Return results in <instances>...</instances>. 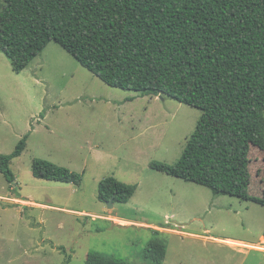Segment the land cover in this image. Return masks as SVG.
Segmentation results:
<instances>
[{
	"label": "rangeland",
	"instance_id": "rangeland-1",
	"mask_svg": "<svg viewBox=\"0 0 264 264\" xmlns=\"http://www.w3.org/2000/svg\"><path fill=\"white\" fill-rule=\"evenodd\" d=\"M26 72L33 81L16 74L0 52V154L12 152L27 135L24 151L9 165L17 184L0 172V264H86L92 251L156 264L145 254L149 242L163 245L161 264H264L263 205L217 195L149 166L176 165L228 185L232 179L217 158L225 147L235 152L230 169L249 182L239 183L241 189L259 196L264 153L256 146L197 107L105 84L55 41ZM34 158L81 174L80 183L33 176ZM108 176L136 186L128 201L108 207L99 200L98 183ZM81 210L103 217L92 219ZM153 224L178 232L156 231ZM218 238L259 246L235 249Z\"/></svg>",
	"mask_w": 264,
	"mask_h": 264
},
{
	"label": "trees",
	"instance_id": "trees-1",
	"mask_svg": "<svg viewBox=\"0 0 264 264\" xmlns=\"http://www.w3.org/2000/svg\"><path fill=\"white\" fill-rule=\"evenodd\" d=\"M50 41L105 84L197 107L264 153V0H1L0 52L15 73ZM26 138L0 154V172L9 183L15 181L10 162L22 153ZM224 148L217 158L232 179L228 185L176 165L151 161L149 166L217 195L264 206V179L259 196L244 192L239 183L249 182L230 169L235 152ZM31 172L62 183L81 181V174L44 158L32 160ZM135 188L108 176L99 181L97 196L126 202ZM145 254L161 264L165 249L149 242ZM86 264L131 263L92 251Z\"/></svg>",
	"mask_w": 264,
	"mask_h": 264
},
{
	"label": "crops",
	"instance_id": "crops-1",
	"mask_svg": "<svg viewBox=\"0 0 264 264\" xmlns=\"http://www.w3.org/2000/svg\"><path fill=\"white\" fill-rule=\"evenodd\" d=\"M28 66V65H27ZM27 66L19 73H16L18 75H21V74H24V77L25 79L27 80H30V81H33V76L30 74V73H33V70L31 69L30 73L29 72H25V70L27 69ZM25 149V148H24ZM24 151V150H23ZM22 151V152H23ZM15 182V181H14ZM57 182V181H56ZM17 184V182H15ZM69 184H73V183H69ZM75 185V184H74ZM22 195V194H20ZM10 199H14V200H21V201H25V202H29V204L31 206H33V204L35 205H39V203H36L33 201V199H30V198H22V196H11ZM79 213H84V214H88L92 217V219H100L102 216V214L100 213H92L90 211H85V210H81V211H78ZM109 217H113V219L117 220V221H124V223L126 222H129V223H132L131 220H128V219H124V218H119V217H116V216H111L109 215ZM144 225H149V224H144ZM153 229H155L156 231H171V232H178L177 230L175 229H171V228H164L162 226H158V225H150ZM264 238L263 235H261V239ZM218 241L220 242H223L229 246H231L232 248H235L238 247L236 245H240V244H243V245H246L247 246H259V245H252V244H257V243H251V242H246V241H243V240H240V239H232V238H218L217 239ZM240 241V242H238ZM239 243V244H235V243ZM242 242H246V243H250V244H245V243H242ZM260 245H261V242H260ZM248 248H252L254 250H259L260 248H255V247H248ZM263 250V249H262Z\"/></svg>",
	"mask_w": 264,
	"mask_h": 264
},
{
	"label": "water",
	"instance_id": "water-1",
	"mask_svg": "<svg viewBox=\"0 0 264 264\" xmlns=\"http://www.w3.org/2000/svg\"><path fill=\"white\" fill-rule=\"evenodd\" d=\"M159 97H161V96H159ZM106 202L108 204V207H112L113 206V199H112V197L108 201H106Z\"/></svg>",
	"mask_w": 264,
	"mask_h": 264
},
{
	"label": "bare ground",
	"instance_id": "bare-ground-1",
	"mask_svg": "<svg viewBox=\"0 0 264 264\" xmlns=\"http://www.w3.org/2000/svg\"><path fill=\"white\" fill-rule=\"evenodd\" d=\"M235 243V242H234ZM235 244H239V243H235ZM240 245H243V244H240Z\"/></svg>",
	"mask_w": 264,
	"mask_h": 264
}]
</instances>
